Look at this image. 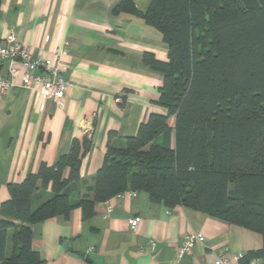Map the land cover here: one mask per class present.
Wrapping results in <instances>:
<instances>
[{
	"label": "trees",
	"instance_id": "obj_1",
	"mask_svg": "<svg viewBox=\"0 0 264 264\" xmlns=\"http://www.w3.org/2000/svg\"><path fill=\"white\" fill-rule=\"evenodd\" d=\"M112 11L141 16L168 45L166 60L151 52L141 58L162 73L154 103L163 112L149 113L119 144L108 132L91 198L73 192L89 132L73 137L54 164L41 162L8 183L9 197L0 203V264L42 263L31 245L32 225L75 208L90 217L95 204L125 191L259 233L261 248L238 261L264 264V0H152L144 12L122 0ZM36 199L42 200L34 205Z\"/></svg>",
	"mask_w": 264,
	"mask_h": 264
},
{
	"label": "crops",
	"instance_id": "obj_2",
	"mask_svg": "<svg viewBox=\"0 0 264 264\" xmlns=\"http://www.w3.org/2000/svg\"><path fill=\"white\" fill-rule=\"evenodd\" d=\"M121 1L0 0V44L13 33L32 55L42 57L65 44L63 76L70 82L61 105H56L22 85L18 61L0 58V78L8 76L11 67L17 69L0 96V203L9 197L8 183L22 181L41 162L54 164L71 139H81L86 132L91 146L73 192L91 198L108 132L116 133L119 144L136 134L149 113L163 112L154 103L162 73L141 58L151 52L166 60L168 45L141 16L114 14ZM131 1L144 12L152 0ZM132 217L139 218L135 231L128 224ZM32 232L40 264H213L219 252L228 256L229 264H240L242 254L262 246L255 231L186 206L152 202L143 191H125L97 203L87 218L79 208L68 216H52L32 225ZM190 232L201 233L204 242L178 257L181 237Z\"/></svg>",
	"mask_w": 264,
	"mask_h": 264
},
{
	"label": "built area",
	"instance_id": "obj_3",
	"mask_svg": "<svg viewBox=\"0 0 264 264\" xmlns=\"http://www.w3.org/2000/svg\"><path fill=\"white\" fill-rule=\"evenodd\" d=\"M66 52V46L63 44L55 48L49 57L34 56L28 47L17 40L13 33H8L0 44V58L18 61L23 68L22 85L37 91L43 98L54 102L56 105H61L65 89L70 83L63 76L66 69L64 62ZM16 75L17 69L11 67L9 75L0 78V96L6 92L11 85V79ZM138 222V217L129 218L130 229L135 231ZM203 242L204 236L201 233L190 232L184 234L180 240L178 257L187 253L194 244ZM214 257L213 264H229V258L224 253L219 252ZM257 261L256 258L252 259L250 264H256Z\"/></svg>",
	"mask_w": 264,
	"mask_h": 264
}]
</instances>
